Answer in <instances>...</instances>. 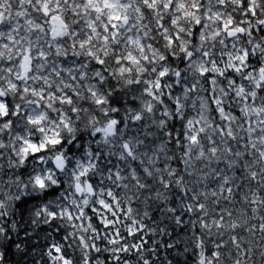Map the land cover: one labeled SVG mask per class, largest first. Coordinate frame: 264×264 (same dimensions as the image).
<instances>
[{
	"label": "clouds",
	"instance_id": "1",
	"mask_svg": "<svg viewBox=\"0 0 264 264\" xmlns=\"http://www.w3.org/2000/svg\"><path fill=\"white\" fill-rule=\"evenodd\" d=\"M0 264H264V0H0Z\"/></svg>",
	"mask_w": 264,
	"mask_h": 264
}]
</instances>
